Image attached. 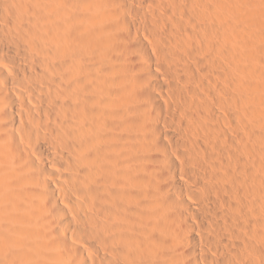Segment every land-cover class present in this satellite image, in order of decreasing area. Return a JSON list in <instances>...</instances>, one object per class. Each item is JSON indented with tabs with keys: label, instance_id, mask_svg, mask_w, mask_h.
<instances>
[{
	"label": "bare ground",
	"instance_id": "bare-ground-1",
	"mask_svg": "<svg viewBox=\"0 0 264 264\" xmlns=\"http://www.w3.org/2000/svg\"><path fill=\"white\" fill-rule=\"evenodd\" d=\"M0 264H264V0H0Z\"/></svg>",
	"mask_w": 264,
	"mask_h": 264
}]
</instances>
